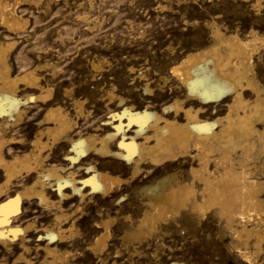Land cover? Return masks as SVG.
Returning <instances> with one entry per match:
<instances>
[{
	"label": "bare ground",
	"instance_id": "bare-ground-1",
	"mask_svg": "<svg viewBox=\"0 0 264 264\" xmlns=\"http://www.w3.org/2000/svg\"><path fill=\"white\" fill-rule=\"evenodd\" d=\"M42 4L44 0H0V30L19 34L28 25V19L24 14V18L21 16L24 7L41 9ZM251 6L261 13L264 0H255ZM218 26L216 22L211 25L213 42L209 46L188 52L171 67L170 73L176 81L172 80L169 96L157 93L147 83L144 93L148 97L139 108L115 91L105 89L107 92L100 97L108 102V117L95 119L93 126L82 132L77 119L85 118L84 122L90 124L96 114H91L86 102L99 101L92 96L75 98L72 90H63L64 96L71 97L72 110L61 105L50 107L42 120L46 126L40 124L29 142L32 150L10 157L8 146L25 141L2 137V133L17 126L24 114L20 106L22 100L17 95L18 84L39 89V95L29 98L33 100L45 101L52 96V88L45 89L40 84L35 69L13 77L9 54L16 41H0V246L10 253L18 251L14 258L17 264L33 263L31 236L44 243L36 245V249L45 252L41 260L47 264H62L69 254L63 252L62 246L81 234L78 211H85L92 200L99 201L97 209L102 212L105 197L143 172L161 175L143 189L146 203L144 208L142 202L144 210L136 236L144 237L147 230L186 209L198 214L214 209L239 240L240 254L237 255H241L244 262L257 261L254 256L264 252V181L251 162L256 157L264 158V126L262 129L257 126L258 122L264 125V97L256 80L258 73L255 75V72L259 71L254 70V56L264 47V36L256 32L249 36L245 32V37L234 34L236 32L226 34ZM91 67L97 69L99 64L92 62ZM56 74L53 71V75ZM163 88L161 86L160 91ZM249 90L256 93L253 101L246 96ZM165 99L170 102L158 106L156 101ZM222 103L227 113L211 118ZM66 146L68 150L61 164H48L52 150L66 149ZM108 159L129 169L130 177L124 180L105 168ZM186 164L189 169L184 172ZM73 204V211L64 212L65 207ZM28 207L45 216L27 214ZM103 214L94 218L95 224L92 222L96 236L89 249L95 255L106 249L112 234L111 222L105 220ZM26 216L30 218L21 225ZM43 217L48 224L40 227L38 220ZM128 238H132L131 235ZM250 241L261 252L255 250L257 253L252 254L247 248Z\"/></svg>",
	"mask_w": 264,
	"mask_h": 264
},
{
	"label": "rangeland",
	"instance_id": "rangeland-1",
	"mask_svg": "<svg viewBox=\"0 0 264 264\" xmlns=\"http://www.w3.org/2000/svg\"><path fill=\"white\" fill-rule=\"evenodd\" d=\"M45 1L47 0H44L41 9L34 6L24 7L21 16L24 14L28 19V25L19 34L13 35L0 30L1 42L16 41L9 54L11 75L16 77L29 69H35L40 84L45 89L52 88V96L45 101L33 100L29 98L39 95V89L28 87L24 83L18 84L17 95L22 100L20 106L24 114L17 126L2 133V137L10 136L25 141L24 144L22 142L23 145L8 146L9 157L32 150L29 142L34 138L40 124L46 126L42 120L50 107L61 105L69 111L72 110L71 97L64 96L63 90H72L71 93L79 99L87 96L97 97L99 102L85 104L86 108H91V114L96 113L90 124L88 121L84 122L85 118L77 119L80 130L84 132L93 126L95 119L98 121L108 117V102L101 100L103 98L100 96L109 90L115 91L139 108L145 104L148 97L144 93L147 83L157 93L169 96L170 88L176 81L170 73L171 67L188 52L207 47L213 42L210 28L214 22L226 34L236 32L234 34L239 33L240 37H245V34L256 32L264 36V9L261 13L254 10L251 5L255 0H246L247 5L245 0H49L47 4ZM253 18L256 21H253ZM257 20H260L259 23ZM254 28L257 31L253 30ZM254 61V70L260 72H255V75L258 73L256 80L264 97V47L255 54ZM92 62L99 64V68L93 69ZM53 71L57 74L53 75ZM94 82L98 83V86ZM161 86H164L162 91ZM254 93L253 90L247 91L246 96L250 101L255 99ZM169 102L170 100L166 99L156 101L158 106ZM226 113L227 107L222 103L210 117L216 118ZM257 126L262 129L264 125L258 122ZM67 148L68 146L66 149H53L47 159L48 164L60 165ZM107 161L104 167L114 175L124 180L130 177L129 169L120 167L115 160ZM251 166L256 167L254 170L264 181V158L256 157ZM183 168L182 170L187 172L188 164ZM148 173L143 172L133 180L123 183L119 189L121 192L115 191L105 197L102 212L99 213L97 209L99 201L92 200L85 206V211H78V229L81 234L62 246L63 252L70 254L62 264H264V252L257 251L253 241H250L247 248L249 247L252 254L261 252H256L258 256L256 253L254 256L258 263H253L254 259L252 262H244L241 255L238 256L239 240L230 233L225 219L214 212V209L205 211V214L200 213L201 215L186 209L176 217L161 221L156 228L147 230L148 233L144 237L136 236L146 203L145 197L142 196L143 189L152 185L157 176L161 175ZM262 198L264 199V192ZM73 206L74 204L65 207L64 212L73 211ZM105 209L107 210L104 211ZM36 211L33 207L27 208L29 215L45 216V213L40 215ZM213 212L216 213V218L219 216L221 220H216ZM102 213L103 218L111 222L112 234L106 249L95 255L89 249V244L96 236L93 232L94 218ZM184 214L188 216L185 217ZM29 218L30 216H26L20 224H26ZM47 224L44 217L38 220L40 227ZM130 235L132 238H128ZM31 239L32 264H47L41 260L45 258V252L36 249L37 244L44 243L38 241L35 236H31ZM0 253V263L17 264L14 258L17 257L18 251L10 253L0 246Z\"/></svg>",
	"mask_w": 264,
	"mask_h": 264
}]
</instances>
